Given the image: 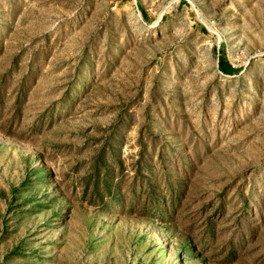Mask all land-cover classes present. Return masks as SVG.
I'll return each mask as SVG.
<instances>
[{"label":"rangeland","instance_id":"obj_1","mask_svg":"<svg viewBox=\"0 0 264 264\" xmlns=\"http://www.w3.org/2000/svg\"><path fill=\"white\" fill-rule=\"evenodd\" d=\"M0 264H264V0H0Z\"/></svg>","mask_w":264,"mask_h":264},{"label":"trees","instance_id":"obj_2","mask_svg":"<svg viewBox=\"0 0 264 264\" xmlns=\"http://www.w3.org/2000/svg\"><path fill=\"white\" fill-rule=\"evenodd\" d=\"M217 67L223 73H230L233 71V67L225 59L223 52H218L217 55Z\"/></svg>","mask_w":264,"mask_h":264}]
</instances>
